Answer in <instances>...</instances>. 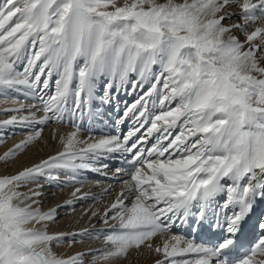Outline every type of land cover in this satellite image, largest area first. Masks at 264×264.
Returning a JSON list of instances; mask_svg holds the SVG:
<instances>
[{
  "label": "snow or ice",
  "instance_id": "6c2138e0",
  "mask_svg": "<svg viewBox=\"0 0 264 264\" xmlns=\"http://www.w3.org/2000/svg\"><path fill=\"white\" fill-rule=\"evenodd\" d=\"M54 73L55 91L45 96ZM132 73L139 80L129 81ZM150 79L115 121L116 135L79 138L78 110L88 106L91 115L94 100L111 104L114 89ZM13 90L39 92L43 115L12 116L0 128L71 117L76 130L59 137L55 154L0 175V264H110L142 248L162 254L155 264H264V208L249 222L264 205V0H0V95ZM40 137V130L29 134L0 161ZM115 154L131 171L101 216L105 246L91 262L85 253L58 255L52 245L64 234H50L47 222L64 205L33 207L43 195L37 181L58 180L61 171L69 181L82 170L102 172L101 160ZM29 184L36 187L20 191ZM192 221L194 232L206 226L216 234L214 242L171 234ZM255 229L259 239L245 247L241 239ZM188 253L196 259H175Z\"/></svg>",
  "mask_w": 264,
  "mask_h": 264
},
{
  "label": "bare ground",
  "instance_id": "6f19581e",
  "mask_svg": "<svg viewBox=\"0 0 264 264\" xmlns=\"http://www.w3.org/2000/svg\"><path fill=\"white\" fill-rule=\"evenodd\" d=\"M232 10L238 11V9ZM237 20L238 17H233L231 21H226V23H235ZM235 34L243 39V34L239 32ZM80 63L82 64V61ZM155 71L158 72L159 69L157 68ZM58 78L55 73L52 75L48 88L43 90L45 96L51 95L55 91V81ZM137 80H139L138 73L130 74L129 81ZM103 82L98 81L97 83V96L102 94L101 84ZM153 82L151 79L141 81L135 88L129 82L121 86L118 94H116V90L114 89V98L111 104H101L98 99L92 102L91 115L89 114L88 106H84L81 110H78L74 119L75 125L80 126L79 138L89 140L116 135L115 121L123 116L125 105L132 104L135 100L139 99L151 87ZM39 95L40 93L37 92L35 97H26L21 91L17 93V96L22 98L21 100L0 101V121L10 119L12 116L27 115L29 111L35 112L37 117L42 116L43 112L38 111V106L40 105ZM21 105H24V109L21 112L5 111L6 109L18 108ZM33 105L37 107H31ZM149 107L151 108V104H149ZM130 124L131 121L126 120L120 125V131L126 133ZM75 125L71 117H66L63 123L48 122L46 124L31 125L17 123L0 128V156L29 134L37 130L41 131V137L38 141L29 144L23 151L18 152L16 156L9 158L7 162L0 161V175L15 174L17 171L38 163L41 159H46L49 155L60 151L59 137L75 131ZM176 131H179V129H176ZM154 142V140H150L147 146H151V143ZM100 164L107 165V168L102 172L82 170L75 181H69V174L64 171L59 173L58 180L48 181L44 179L43 181L40 179L37 181L38 184L43 185L42 188L38 189L43 195L38 198L39 203L34 204L33 207H39L42 211H47L49 208L56 207L57 205H64L57 208L56 219L47 222V231L50 234L54 231L64 232L62 241L57 242L59 244L54 243L52 245L53 250L62 257H70L76 253H85L84 260L91 262L93 257L99 254L95 250L102 249L105 246V236L108 234V226L104 224L101 216L104 209L115 200L117 193L123 186V181L129 178L131 169L126 162L125 156L121 154L110 155L102 159ZM100 164L95 166L99 167ZM117 169H121L119 174H117ZM35 187L36 184H29L22 187L20 191L28 192L29 188ZM77 188L80 189V192L76 193V197L74 198L72 193ZM106 189L107 191H105ZM84 194H87L85 198H78L84 196ZM224 199H226V193L222 194L217 202L222 204ZM67 200H73V203L66 205L65 201ZM261 206L263 205L255 209L250 218V223L255 221L256 214ZM228 211L231 210L229 209ZM93 212H96L97 215L94 216ZM109 223L115 222L110 221ZM194 223L192 221L189 226L173 227L171 234L181 236L184 239L194 240L197 244L205 245H207L206 240L209 236L213 235L216 238V234L209 231L206 226L194 232L192 230ZM37 227H43V225H37ZM248 233L253 244H255L261 233L258 229L249 231ZM167 235L165 234V238ZM160 243V236L152 240L154 247ZM162 258V254L142 248L137 253L131 251L127 258H120V260L115 262L116 264H155L156 260ZM175 259L178 261H194L196 257L194 254L188 253L183 256H177Z\"/></svg>",
  "mask_w": 264,
  "mask_h": 264
},
{
  "label": "rangeland",
  "instance_id": "374dc122",
  "mask_svg": "<svg viewBox=\"0 0 264 264\" xmlns=\"http://www.w3.org/2000/svg\"><path fill=\"white\" fill-rule=\"evenodd\" d=\"M121 2H122V0H121ZM240 34H242V33H240ZM25 63H26V61H25ZM21 67V70H22V66H20ZM74 86H76V81L74 80L73 81V83H72ZM72 85V88H74V86ZM14 91V90H13ZM13 91H10V93H8V97L6 96H4V95H2V96H4V97H2V96H0V101H16V100H21L22 98H20L19 96H17V93L15 92H13ZM12 94V95H11ZM11 95V96H10ZM16 95V96H15ZM13 96V97H12ZM11 97V98H10ZM14 97H16V98H14ZM1 98H3V99H1ZM7 98V99H6ZM8 98H10V99H8ZM41 180H43L44 181V178H41ZM46 180V179H45ZM262 207L264 208V205L263 206H261L260 207V209H259V211H258V213H261V209H262ZM57 233H64V232H59V231H54L53 233H51V234H57ZM54 244V243H53ZM55 244H59V243H55ZM132 251H135L136 253L138 252L137 250H132ZM123 259V258H122ZM118 260H120V259H118ZM118 260H116V261H118ZM110 264H116V262L115 261H113V262H110ZM119 264V263H118Z\"/></svg>",
  "mask_w": 264,
  "mask_h": 264
}]
</instances>
